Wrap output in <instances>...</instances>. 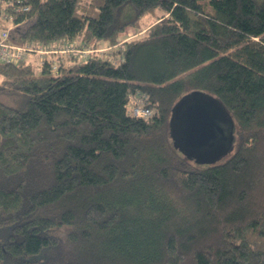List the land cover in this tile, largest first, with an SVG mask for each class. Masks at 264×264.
<instances>
[{
  "label": "trees",
  "instance_id": "1",
  "mask_svg": "<svg viewBox=\"0 0 264 264\" xmlns=\"http://www.w3.org/2000/svg\"><path fill=\"white\" fill-rule=\"evenodd\" d=\"M8 27L94 52L0 61V264H264V0H0ZM207 97L233 142L200 163L172 120Z\"/></svg>",
  "mask_w": 264,
  "mask_h": 264
},
{
  "label": "water",
  "instance_id": "2",
  "mask_svg": "<svg viewBox=\"0 0 264 264\" xmlns=\"http://www.w3.org/2000/svg\"><path fill=\"white\" fill-rule=\"evenodd\" d=\"M233 132V122L214 99L181 102L174 111L172 135L175 146L182 151H191L200 163L215 162L227 154Z\"/></svg>",
  "mask_w": 264,
  "mask_h": 264
},
{
  "label": "built area",
  "instance_id": "3",
  "mask_svg": "<svg viewBox=\"0 0 264 264\" xmlns=\"http://www.w3.org/2000/svg\"><path fill=\"white\" fill-rule=\"evenodd\" d=\"M29 8H22V10H28ZM3 18L8 19V16H3ZM10 27L6 29H0V61L7 63H19L26 60L32 54H41L40 58L49 55H67V56H81L87 57L94 50L82 49L75 44H62V48L59 50H54L55 45L50 47H38L33 48L31 46H19L11 43L9 41L10 37ZM111 50L110 47L104 46V48L98 49L96 51H108ZM128 114L135 118L147 119L152 116L153 110L149 106L148 98L144 95L132 96L129 102Z\"/></svg>",
  "mask_w": 264,
  "mask_h": 264
},
{
  "label": "rangeland",
  "instance_id": "4",
  "mask_svg": "<svg viewBox=\"0 0 264 264\" xmlns=\"http://www.w3.org/2000/svg\"><path fill=\"white\" fill-rule=\"evenodd\" d=\"M162 15H163V13L161 11H158L157 15H155L154 17L148 16V17H145L144 19H142L139 29L134 28V29L127 30L123 34V36L121 37V41L117 44V46H116L117 48L116 47L113 48V52L115 50H117L118 48L122 47L126 41H130V40H134V39L143 37L145 35L146 31L148 30V28L153 26L156 23L157 19H159ZM12 33H16V28L14 30H12ZM54 45H55L54 50H59L62 48L61 43H56ZM40 55L41 54L30 56L29 60H33V62H36L35 59H37V61H41V59L38 58V56H40ZM49 56H52V55H49ZM56 56H58V55H56ZM38 74H39V72H38ZM1 100L8 105H12V106H16V107H19L21 105V102H22L21 97L12 96V95H3V96H1Z\"/></svg>",
  "mask_w": 264,
  "mask_h": 264
}]
</instances>
